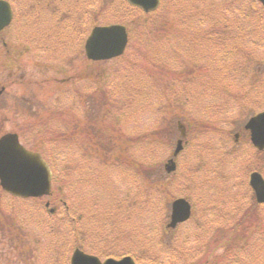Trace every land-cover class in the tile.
I'll return each mask as SVG.
<instances>
[{"label": "rangeland", "instance_id": "374dc122", "mask_svg": "<svg viewBox=\"0 0 264 264\" xmlns=\"http://www.w3.org/2000/svg\"><path fill=\"white\" fill-rule=\"evenodd\" d=\"M12 1L17 7L13 21L0 35V89L5 87L0 103L6 106L0 137L16 133L33 149L35 140H42L32 133L38 124L44 137L74 132L73 149L82 142L99 143L79 153L66 145L45 148L51 164L67 171L52 184L53 193L62 183L64 190L61 204L52 200L51 205L58 203V216L51 222L69 230L61 208L69 205L75 216H82L79 248L101 261L130 256L139 264H153L151 259L156 264H264V205L252 207L248 186L253 170L264 176V152L252 148L243 129L250 117L264 111V13L259 3L160 0L171 31L131 40L123 57L89 64L84 42L93 26L122 24L131 38H141L149 22L140 21L134 10L123 12L120 0H59L57 11L54 3L47 7L52 0L41 5ZM43 41L53 51L40 47ZM3 43L20 55L15 86L6 84ZM72 76L75 87L58 81ZM21 97L32 116H17L24 109ZM180 124L186 125V147L175 158V173L167 175L164 165L183 130ZM136 161L153 166L148 173L163 211L140 202L138 183L131 179ZM170 198L186 199L192 214L160 238ZM0 208L7 217L25 220L26 233L37 234L36 224L47 225L42 206L11 200L1 189ZM66 240H72L71 234ZM225 254L230 258L221 260ZM0 264L26 261L0 242ZM41 264L51 261L45 258Z\"/></svg>", "mask_w": 264, "mask_h": 264}, {"label": "water", "instance_id": "95a60500", "mask_svg": "<svg viewBox=\"0 0 264 264\" xmlns=\"http://www.w3.org/2000/svg\"><path fill=\"white\" fill-rule=\"evenodd\" d=\"M132 6L145 13H150L158 7L159 0H127ZM264 7V0H258ZM12 20V11L4 1L0 0V32ZM127 44L125 28L120 25L95 27L86 43L85 53L93 61L108 60L122 55ZM250 132L252 145L259 151L264 150V112L251 118L245 126ZM181 149L178 142L176 153ZM172 161L166 168L173 169ZM250 186L258 203H264V180L258 173L250 175ZM0 187L5 192L19 198H37L49 195L51 180L47 166L39 154L26 150L18 141L16 134L8 133L0 137ZM52 212V211H51ZM190 206L178 199L172 204L171 222L167 227L173 228L177 223L189 218ZM70 264H135L131 258L125 257L119 261L107 259L101 262L97 257L76 249L70 259Z\"/></svg>", "mask_w": 264, "mask_h": 264}, {"label": "trees", "instance_id": "16d2710c", "mask_svg": "<svg viewBox=\"0 0 264 264\" xmlns=\"http://www.w3.org/2000/svg\"><path fill=\"white\" fill-rule=\"evenodd\" d=\"M12 1V0H11ZM13 2V1H12ZM121 2V8L124 9L123 12H126L127 10H134L137 13L138 19L141 18L140 21H142L143 23L149 22L146 26L144 25L142 33H141V38H131V40H150L154 37V35L157 36V33L161 32L162 30L165 31V27H170L171 23H168V18H167V12L168 10H165V6H163L161 8L160 7L152 14H143L141 11H139L138 9L133 8L132 6H130L129 4H127L125 2V0H120ZM55 4V6L57 7V0H53V2ZM254 3H256L255 0L251 1V7H254ZM48 4V8H49ZM259 7L260 4H259ZM59 8V7H58ZM251 10V8H250ZM159 12V15L156 16V18L150 19L152 17V15L156 14ZM196 16V15H194ZM192 17V16H191ZM137 19V20H138ZM190 21H194L193 18L190 19ZM166 25L164 28L163 26ZM161 27V28H160ZM160 28V29H159ZM159 29V30H157ZM157 31V33H156ZM155 36V37H156ZM144 49H146V47H144ZM2 55H5V52H2ZM99 81H100V76L98 77ZM92 99V98H91ZM98 101V100H97ZM95 101V102H97ZM52 117H55L52 116ZM39 127H42L40 125H38ZM38 127V128H39ZM37 128V126H36ZM39 134H41V139H39L38 141L36 140L34 146L35 150L38 151H45V148L47 147L48 144H54L53 146H58V145H66V149H69L70 152L74 153H79L80 150H84L82 149L83 146H86L87 144L90 145V147H95L97 148L99 143H80L78 144L75 149H73L70 145H72V140L68 138V136L66 134H55L53 133V137H44L42 136L43 131L39 130ZM141 140V138L139 139ZM78 141V140H76ZM71 142V143H70ZM153 143V142H152ZM68 151V150H67ZM80 161L79 165H82L81 168H83L84 166V161L83 158L80 160L78 158V162ZM126 162V161H125ZM47 163L49 164L50 171H51V177H52V182L57 183L58 182V178H59V173L60 172H64V169L60 170V167L57 165L54 166L53 164H51V160H47ZM127 163H129V161H127ZM138 161H136V166H134L132 172L134 173L135 176L132 177V179L134 180V183L137 185L138 183V191L137 194L139 195V200L142 204H146L149 206L152 205L153 209H155L156 207H158V209H160L161 211H163V204L160 201L159 197L155 194H158V191L156 190V188L154 187V185L152 184L153 181L152 180V176L153 174H151V177L149 176L148 171L150 170V167H153L152 165H145L142 164ZM123 169H125L124 167H121ZM71 166L69 167L68 170V177L70 178V184H73L72 181V172H71ZM67 172V171H65ZM63 182L67 188V186H69V183H67V176H63L62 177ZM60 180V179H59ZM62 182V180H61ZM81 182V180H80ZM79 188L78 186L76 187V189ZM63 190H64V185L62 183L59 184L57 190H55V192L53 193V195L48 198V200L51 201L55 200L57 202H59L60 204L62 203V201L60 199H62L63 196ZM54 194H56L57 196L55 198ZM163 196V194H162ZM10 198V197H9ZM11 200H15L10 198ZM155 199V200H154ZM43 200H20V202H27V203H33L35 205H39L42 206V208L44 209ZM78 203H81L80 200H77ZM158 201L160 202L158 204ZM58 203H53L52 205L56 208L58 207V205H56ZM148 206V207H149ZM259 205L255 203L254 199L252 201V207H258ZM62 211H63V216L67 219V222L69 224V230L66 228H62V227H56L57 224H54L53 222H51L52 218H56L58 215V209L55 211L54 214H49L48 211L46 209H44L45 213H46V220L45 223L47 225L43 226V224H36L35 227L37 229V234H30V233H26L24 232V229L28 226L27 222L24 220L22 221V219H18L14 214L9 215V217L5 216L0 208V242H3L4 245H8L10 247V251L13 255H15V257L19 256L21 259H23L24 263L26 261V264H41V261H44V259H48L51 261V264H68V262L66 261V256L67 254H71V252L73 251V249L75 248H79L81 243H79L80 241V236L82 235V230H81V226L79 224V222H81L82 219H80V217L77 216H72L71 212H70V207L69 205L67 206L65 203L62 204ZM25 218H27V216H25ZM162 218L164 220V216L162 214ZM240 227V226H238ZM245 232V235H247L248 233V229L243 231ZM71 234L72 236V240L67 241V235ZM167 233L164 230V228H162V231L160 233V238H163L164 236L166 237ZM120 239L123 238H118L116 241L118 242ZM230 254H225L222 258H226L229 257ZM235 259L236 256L235 254H231ZM146 258H150L149 256H146ZM149 261H152L153 264H156L155 260L151 259ZM217 261V260H216ZM216 261L212 262V264H215ZM217 264V263H216Z\"/></svg>", "mask_w": 264, "mask_h": 264}, {"label": "flooded vegetation", "instance_id": "af4514ba", "mask_svg": "<svg viewBox=\"0 0 264 264\" xmlns=\"http://www.w3.org/2000/svg\"><path fill=\"white\" fill-rule=\"evenodd\" d=\"M215 46V45H214ZM6 58H7V61L4 63V67H7V68H9V69H12V71L8 74V78L10 79V80H12L13 78H14V76L16 75L15 74V70L14 69H16V70H21V68L18 66L19 65V62H20V56H17L16 57V59H15V63L13 64L12 62H11V59H12V57H11V54H10V52H9V50H7V56H6ZM88 62V61H87ZM22 75V77L24 76L23 75V72H21L20 73V75L19 76H21ZM83 77V76H82ZM61 80H58V81H60L61 83H64V84H68V83H70L71 84V86H73V87H75L74 85L75 84H77V82L75 81V77L74 76H72V77H70V78H60ZM54 82H55V80H54ZM85 83V82H84ZM26 85H30V83H28V82H26L25 83ZM85 85H87V84H82V87H84ZM88 86V85H87ZM86 88V87H85ZM85 88H82V89H84L85 90ZM75 89V93H81L80 91H79V89H77V88H74ZM81 94H84V92L83 93H81ZM72 133H74V132H72ZM178 141V139L177 138H175L174 139V141Z\"/></svg>", "mask_w": 264, "mask_h": 264}]
</instances>
